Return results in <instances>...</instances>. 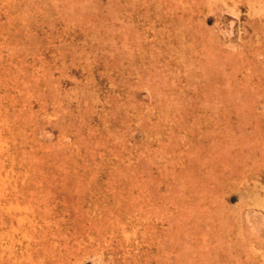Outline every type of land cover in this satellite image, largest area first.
<instances>
[{
    "label": "rangeland",
    "instance_id": "rangeland-1",
    "mask_svg": "<svg viewBox=\"0 0 264 264\" xmlns=\"http://www.w3.org/2000/svg\"><path fill=\"white\" fill-rule=\"evenodd\" d=\"M0 264H264V0H0Z\"/></svg>",
    "mask_w": 264,
    "mask_h": 264
}]
</instances>
